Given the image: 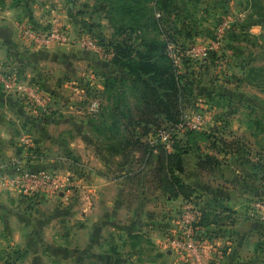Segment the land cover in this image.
<instances>
[{
	"label": "crops",
	"instance_id": "obj_1",
	"mask_svg": "<svg viewBox=\"0 0 264 264\" xmlns=\"http://www.w3.org/2000/svg\"><path fill=\"white\" fill-rule=\"evenodd\" d=\"M258 1L228 0L227 9L233 14L246 11V16L239 22L246 27L243 29L242 25L237 27L234 31L236 37L232 42H228L227 37L224 39V45L219 51V59L215 61V64L221 69H217L215 74L217 83L228 84L230 76L229 72L225 71L227 67L231 70L230 73H233L230 84H233L234 81L237 84L242 82L250 75V68L254 72L256 65L264 68V51L262 54L260 53V50L264 49V14L261 15L255 11V3ZM85 3L83 6L84 9H87L86 11L91 9L95 11V8H92L94 0H86ZM71 6L73 5L71 4ZM221 11L224 12V10ZM56 13L67 24L72 25V29L76 28L75 24L85 29L75 20H73L75 23L73 24L68 19L69 16L64 9V0H26L23 5H16L14 0H0V75L18 74L22 83H28L33 70L38 77L45 76L43 73L47 70V62H54L57 58L56 53L68 50L84 52V48H81L82 46L76 40L69 44L44 48L35 46L25 38L22 26L47 28ZM88 15L92 18L93 23L95 21L96 23L108 22L104 16L98 17L97 12H90ZM89 17L86 18L89 19ZM96 29L97 27H93V32ZM211 33L213 32L208 31L204 26L197 39L206 37L210 40L215 37V32L210 38L206 35L211 36ZM105 53L106 51L102 49V51L92 50V54H89L88 57L78 56V54L77 61L83 65L94 64L98 69L105 71L106 63L112 59ZM260 67L258 70L256 68V71L259 74H264ZM30 69L32 70L30 71ZM91 71H87L86 76L91 75L93 77L91 80L101 81V76L97 75L98 72ZM102 77L104 78V76ZM73 90L76 96L83 91L81 86H76ZM54 91L52 89L51 93L53 94ZM53 95L56 98V93ZM229 96L234 100L242 99L240 92L229 94ZM51 104L54 105V101H51ZM75 111L83 112L79 108ZM37 113L40 112L26 103L22 93L6 89L0 77V157L7 163V166L0 172L1 264H9L3 258L5 256L13 259L12 264H57L60 258L54 249L58 248L59 245L56 241L61 237L55 232L53 226L57 224L58 219L73 216L84 219L88 234L91 226H96L94 230L92 229L90 240L92 239L97 244H101V235L97 234L99 224L103 225L104 232L109 230L107 233H111L112 237L118 232L121 237L123 234L125 235V240L130 235L138 236V242L134 249H125L123 253L121 250L115 249L116 242L109 241V247L111 245L114 247L105 254V264H194L188 252L176 250L168 244L170 238L173 240L177 236L180 222L179 212L183 210L187 200L183 197L171 198L159 188H157L158 194L148 196L146 192H143L145 187L142 186L138 205L133 212L131 205H126L122 201V194L125 190L122 179L127 178V174L123 177L113 178L110 174H105V171L103 174L100 170L94 169L83 177L78 173L80 171L70 169L68 164L71 163V160L67 157L64 159L62 156H50L38 152L34 154L35 144L38 143L40 145L38 147L43 148L42 144L45 141L56 143L54 138L49 137L48 139L47 135L41 134L42 141H37V138L32 135V128L37 129L38 132L44 129L48 130L49 120L37 119ZM234 113L236 114L238 111L236 110ZM54 119L52 118L50 124L59 122ZM84 139L94 144L91 139L85 136ZM27 140H30L31 144H28ZM64 144L67 146L66 149H69L72 155H76L81 161V156L85 152L83 153L79 144L76 145V140L73 139ZM31 150H33L32 153H30ZM238 152L240 154L242 151L239 149ZM240 160L241 158L237 162L240 163ZM86 161L89 165L97 163L101 166L106 165L105 161L96 160L92 154L87 156ZM238 167L244 171L240 164ZM76 169L80 170L79 167ZM49 170L57 172L62 181L61 187L54 190L19 187L4 182L2 179V175L5 174L9 177H17L27 172L41 174L43 171ZM211 170L200 169L196 165L190 175L185 166L182 176L193 184L197 179L194 178L195 175H210ZM73 176L77 178V183H82L85 189L80 201L73 197L72 192L75 189H62L63 186L70 183V177ZM241 182L240 179L241 187L233 185L230 188L217 189L219 191L209 189L218 195L220 191L229 193L233 199L240 200V202H236L235 206L232 205L233 211L230 210L229 215L228 212L222 213L223 218L219 220L220 225L209 224L196 231L199 235L198 239L202 240L201 242L205 246L210 264H244L248 261L264 263V224L250 217L246 207L248 198H244L248 194V189L243 188ZM197 191L199 196L206 193L203 188L198 189L197 187ZM243 193L241 198H235L236 195L241 196L240 194ZM219 196L223 198L221 194ZM223 199L225 204L229 200L228 197ZM34 210L38 213L36 214ZM101 211L103 212L100 213ZM65 213L67 214L65 215ZM121 216H126V219L122 220ZM101 219L104 222H101ZM147 238H149L148 241ZM104 243L105 248L107 242ZM166 246L171 248L165 250ZM15 249L17 252L12 253L11 251ZM114 250L119 253L113 255Z\"/></svg>",
	"mask_w": 264,
	"mask_h": 264
},
{
	"label": "rangeland",
	"instance_id": "obj_2",
	"mask_svg": "<svg viewBox=\"0 0 264 264\" xmlns=\"http://www.w3.org/2000/svg\"><path fill=\"white\" fill-rule=\"evenodd\" d=\"M175 1L180 6L185 5L183 0ZM219 1L220 0H192L190 3L186 4V9H183L182 14L183 16H186L185 18L188 20L189 26L198 25L200 21L202 28L205 26V28H209L208 30H211V32L214 33L223 16L219 15V12L223 8H217L220 6ZM85 2L86 0H64V9L67 16H69L68 19L73 24H75L73 22V20H75V22H78L83 26H87V24L90 23L97 24L99 30L102 32H100L101 34H104V36L107 37L112 36L113 30L111 29L109 22H92V18L89 17L88 13L95 11H93V9L86 11L87 9H84L83 6V4H86ZM71 4L73 6H71ZM94 6L95 3L92 8H95ZM262 8L263 7L260 4L255 3L256 12L260 11ZM204 9L209 10L206 15ZM215 10H218L217 14ZM227 13L232 12L228 10ZM100 16H103V14H98V17ZM86 17H89V19ZM175 19L176 18L173 20ZM177 20L178 22L176 25L182 26V19L177 18ZM166 26L172 28L173 23L169 22ZM213 33H211V36H206L210 38L213 36ZM199 36L196 37V41H198L197 38H199ZM201 39H206V37ZM81 48H84V52L68 50L56 53L57 58L55 61L47 62V70L43 73L45 74L44 77H38L33 70L32 77L28 80V84L37 86V88L50 93L52 95V101H54L51 110L46 112L44 116H42L41 113H37L36 115L37 119L42 120L44 118L49 120V125L47 127L48 130L44 129L38 132L37 129L32 128V135L35 136L34 138H37V141H42L43 136H41V134L47 135L46 137L48 139L49 137L54 138L56 143L52 144L50 141H45L42 144L43 148L38 147L40 145L37 143L34 145L36 146L34 147V154L38 152L39 154H49L50 156H62L64 159L67 157L71 160V163L68 164L70 169L73 168V171H80L78 173L83 177H85L87 172L94 169L97 171L100 170L103 174L105 171V174L108 173L113 178L123 177L127 174V178L125 177L122 179L125 186V190L122 194V201H124L126 205H131L130 207H132V211L134 212L140 199V188L144 186L145 189L143 192H146V195L148 196L151 194L156 195L158 194L156 183L153 180V176L147 178L142 176L143 171H146L148 167H144V162H142L139 157H136L135 153H133L131 158V153L129 152L130 147L127 148L130 153L127 160L116 157L112 158L107 155V138L109 136L113 137V135H116V137L120 136L121 133H118L117 130L111 129L108 125H104L101 130L94 128L91 125L93 120H105L107 123L112 122L111 115L102 114V111L104 112L103 107L107 108L109 104H113V100L110 99L108 93L104 92V78L102 76L106 71L98 69L94 64L83 65L79 63L77 61L78 54V56L82 57H88L89 54H92L90 48ZM261 50L260 53L262 54L264 49ZM259 67V65H256L257 70ZM256 68H254V72H252V69L250 68V75L244 78L239 84L234 80V83L230 84L229 82L232 81L231 76L233 73H230L231 70L227 67L225 71L229 72L230 79L227 81L228 84L225 85L216 82L215 74L217 73L219 66L214 63L209 65L206 70H201V73L195 82V87L199 86L204 90L216 88L217 90L225 91L224 95H210L208 92L210 90H206L196 96L194 95L192 100L188 102L186 111L189 114H193V112L202 113L206 118V125L198 131L180 132L176 135V139L180 141L179 143L189 151L186 155V167L190 175L195 170L197 154L199 153L213 154L221 161L220 166L214 167V169L211 170L212 172L210 175L194 176V178L197 179L193 184L198 187V189L203 188L206 191V193L204 192L200 195V205L202 207L222 208L220 205V202L222 201L215 202L211 197L212 195L207 194V192H212L210 190H217L222 187L230 188L233 185H239L240 179L242 181L240 184L244 186L242 187L246 190L248 189V194L244 196L245 199L246 197L254 196V189H264V81L261 79V76H259ZM261 69L262 72H264V68ZM31 70L32 69H30V71ZM87 71L98 72L97 75L101 76V81L91 80L93 77L91 75H89V77L86 76L88 74ZM76 86H81L83 89L78 96L74 94L75 91L73 90ZM52 89L55 90L54 93H56V98L53 95L54 93H51ZM238 92H240L242 96L241 100L230 98L229 94L232 95V93ZM96 98L99 100L100 106L96 111H92L91 103ZM78 108L83 112L77 113L75 110ZM236 110L238 111V113H236L237 115L234 113ZM38 112L42 111L38 110ZM52 118L57 119L59 122L56 124H50ZM120 131H124L123 122L119 128V132ZM124 133L128 135L125 131ZM125 134L124 136L121 135L123 139ZM84 136L91 139L94 144L85 140ZM34 138L33 140L35 143ZM73 139L76 140V145L79 144L81 149H83V153L85 152L83 156H81V161L78 160L79 158L76 155V157L72 155L71 151L66 149L67 146L64 144ZM239 149L242 151L240 154H238ZM32 151L33 150H31L30 153H32ZM233 153H235L234 156H232ZM91 154L95 156L96 160L105 161L106 165L101 166L98 163L96 165L87 164V156ZM239 158H241L240 163L237 162ZM238 164L243 167L244 171L238 167ZM76 167H79L80 170L76 169ZM183 179L189 182L186 178ZM84 180H86V178H84ZM73 181H76V183ZM69 182L70 183H67L62 189H75L72 192L73 197L80 201L82 192L85 190L82 183H77V178L75 176L70 177ZM247 185L248 187H245ZM219 193L223 198H229L226 204L223 203L225 211L228 212L229 215V211H233L232 205L234 204L235 206L236 202L238 203L240 200L233 199L229 193H222V191ZM240 195L241 196L236 195L235 198H241L244 193ZM160 199H163V197H160ZM190 203L195 205L193 202ZM102 212L103 211L100 213ZM35 213L37 214L38 212L35 211ZM182 213L183 210L179 212L180 220L182 218ZM66 214L67 213H65V215ZM121 218L122 220L126 219V216H121ZM110 219H113V217H110ZM102 220L103 219H101V222H104ZM85 227L84 219H78L75 216L58 219L57 224L53 226L55 232L61 237L60 240L56 241L59 245L58 248L56 247V249H54V252H56L57 256L60 258L57 264H105V254H107V252L109 253V250L114 247V245L113 247L112 245L109 247V241L112 243L116 242L115 249H118L119 251L121 250L122 253L125 249L133 250L138 241V239L135 238L136 235H130L127 240H125V235L123 234L121 237L119 232L112 237L111 233H107L109 230L107 229L108 231L104 232L103 225L99 224L97 226V234L101 235V244H97V242L92 241V239L90 240L92 229L94 230L96 226H91L89 234ZM195 238L198 242L202 241L198 239V234H196ZM148 240L149 238H147V241ZM105 241L107 242V246L104 248ZM168 244L172 248L179 250L173 243L172 238H170ZM170 246H166L165 250L171 248ZM11 252L16 253L17 249ZM118 253L119 252H116L115 250L112 252L113 255ZM3 258L6 259V262L12 264V258H6V256Z\"/></svg>",
	"mask_w": 264,
	"mask_h": 264
},
{
	"label": "trees",
	"instance_id": "obj_3",
	"mask_svg": "<svg viewBox=\"0 0 264 264\" xmlns=\"http://www.w3.org/2000/svg\"><path fill=\"white\" fill-rule=\"evenodd\" d=\"M14 1L16 5H23L26 0ZM183 1L184 6H180L175 0H94L95 12L103 14L108 20L113 30L112 36L108 38L101 34L97 24L83 26L84 31L75 25L78 30L91 34L106 52L113 53L103 74V91L108 93L113 104L103 107L104 112L102 111L104 115H111L112 122L93 120L91 125L99 130L108 125L122 136L124 131L129 136L125 134L124 139L121 135L109 136L107 155L127 160L130 153L131 158L135 153L144 162V167H148L143 171L144 178L153 176L156 187L165 195L171 198L183 197L201 210L202 216L196 225L198 229L209 224L220 225L219 220L223 218L221 215L226 212L224 199L217 193L207 192L215 202L222 201V208L200 205L201 196L197 195V187L185 181L182 176L189 151L176 139L177 133L173 135V151L167 150L160 142L151 143L149 140L161 128L173 129L186 112L187 104L194 95L206 90H210V95H224L223 91L216 88L204 90L199 86L195 87L201 70L214 64L219 59V52L214 51L201 61L184 55L182 70L175 66L168 54V39L185 51L195 43L201 32L200 21L198 25L189 26L186 16L182 14L186 4L192 0ZM219 3L217 8L224 10L219 12L222 16L229 10L228 0H220ZM257 3L263 7L257 13L262 12L263 15L264 0ZM207 11L209 10L204 9L205 15ZM215 11L217 14L218 10ZM174 18L176 19L173 20ZM177 18L182 19V26L176 25ZM169 22L173 23L172 28L166 26ZM241 25L242 23L233 24L224 39L227 37L228 42H232L236 37L234 31ZM93 27H97L95 32ZM241 27L243 29L246 25ZM259 76L264 81V74ZM40 113L44 116L46 112ZM122 122L124 131L119 132ZM220 164L221 161L213 154H197L196 165L200 169L211 170ZM135 238L138 239V236Z\"/></svg>",
	"mask_w": 264,
	"mask_h": 264
},
{
	"label": "built area",
	"instance_id": "obj_4",
	"mask_svg": "<svg viewBox=\"0 0 264 264\" xmlns=\"http://www.w3.org/2000/svg\"><path fill=\"white\" fill-rule=\"evenodd\" d=\"M160 14L158 13V16ZM246 16V11L239 13H228L222 19L215 30V37L199 39L188 49L183 51L175 42L168 39L167 51L175 66L180 70L183 68L182 56H189L197 61L206 59L212 52H219L224 45V37L227 30L235 23H239ZM25 38L35 46L51 48L55 45L69 44L76 40L82 47H88L94 51H102L100 43L89 33L81 32L77 28L72 29V25L67 24L59 14H54L47 28H33L22 26ZM106 56L113 57V53L106 52ZM4 86L8 90H16L24 96L26 103L37 110L48 112L51 109L52 95L44 90L32 86V84L22 83L18 74L0 75ZM100 106L96 98L91 103V110L96 111ZM206 125V118L202 113L189 114L187 111L173 129L161 128L149 138L151 143L160 142L164 147L173 151L175 133L186 131H198ZM28 144L30 140H27ZM7 166V163L0 157V172ZM4 182L13 186L31 187L34 189H56L62 186L61 178L56 171H43L41 174L23 173L17 177L2 175ZM250 217L264 224V197H248L246 203ZM202 216L201 210L190 202H186L183 208L182 218L178 224L177 236L172 241L180 251L188 252L194 264H210L202 242L196 240L197 223ZM244 264H259L248 261ZM264 264V263H262Z\"/></svg>",
	"mask_w": 264,
	"mask_h": 264
},
{
	"label": "water",
	"instance_id": "obj_5",
	"mask_svg": "<svg viewBox=\"0 0 264 264\" xmlns=\"http://www.w3.org/2000/svg\"><path fill=\"white\" fill-rule=\"evenodd\" d=\"M253 194L255 197H264V189H256Z\"/></svg>",
	"mask_w": 264,
	"mask_h": 264
}]
</instances>
